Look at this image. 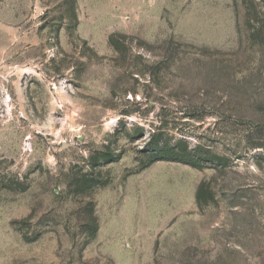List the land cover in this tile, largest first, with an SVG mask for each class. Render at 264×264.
I'll return each instance as SVG.
<instances>
[{"label":"rangeland","instance_id":"374dc122","mask_svg":"<svg viewBox=\"0 0 264 264\" xmlns=\"http://www.w3.org/2000/svg\"><path fill=\"white\" fill-rule=\"evenodd\" d=\"M0 264H264V0H0Z\"/></svg>","mask_w":264,"mask_h":264},{"label":"trees","instance_id":"16d2710c","mask_svg":"<svg viewBox=\"0 0 264 264\" xmlns=\"http://www.w3.org/2000/svg\"><path fill=\"white\" fill-rule=\"evenodd\" d=\"M154 159L155 161H162V160H167V161H171V162H180V163H184V164H187V165H191V162L184 158L183 156H179L178 154H152V156H154Z\"/></svg>","mask_w":264,"mask_h":264}]
</instances>
